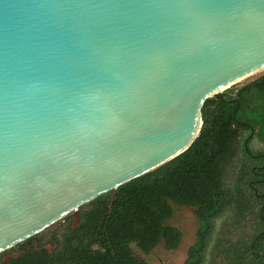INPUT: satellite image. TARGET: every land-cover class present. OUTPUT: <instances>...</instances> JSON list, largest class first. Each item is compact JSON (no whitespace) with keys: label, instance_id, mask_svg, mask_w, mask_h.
Masks as SVG:
<instances>
[{"label":"water","instance_id":"obj_1","mask_svg":"<svg viewBox=\"0 0 264 264\" xmlns=\"http://www.w3.org/2000/svg\"><path fill=\"white\" fill-rule=\"evenodd\" d=\"M262 70L264 0H0V254L183 154Z\"/></svg>","mask_w":264,"mask_h":264},{"label":"trees","instance_id":"obj_2","mask_svg":"<svg viewBox=\"0 0 264 264\" xmlns=\"http://www.w3.org/2000/svg\"><path fill=\"white\" fill-rule=\"evenodd\" d=\"M250 78L226 90L225 100H207L201 133L187 151L116 190L115 213L139 227L146 253L161 241L177 250L183 234L167 221L193 209L199 227L184 264H264V154L250 146L256 139L264 144V74ZM246 125L253 131L249 152Z\"/></svg>","mask_w":264,"mask_h":264},{"label":"flooded vegetation","instance_id":"obj_3","mask_svg":"<svg viewBox=\"0 0 264 264\" xmlns=\"http://www.w3.org/2000/svg\"><path fill=\"white\" fill-rule=\"evenodd\" d=\"M117 195L104 194L8 249L0 254V264H154L149 258L161 245L166 249L165 242L146 253L137 240L139 227L115 213Z\"/></svg>","mask_w":264,"mask_h":264},{"label":"rangeland","instance_id":"obj_4","mask_svg":"<svg viewBox=\"0 0 264 264\" xmlns=\"http://www.w3.org/2000/svg\"><path fill=\"white\" fill-rule=\"evenodd\" d=\"M263 74L264 70L251 76V78L249 77V81L258 78ZM244 82L245 80L238 83V86L243 85ZM250 146L253 151L264 154V144L257 139L256 141H252ZM225 220L226 218L217 223L219 230L225 225ZM168 225L178 228L183 234L179 248L174 252H169L165 249L164 245H161L155 250V252L152 254V257L149 259L154 264H184L189 248L196 242V234L199 223L197 217L195 216V211L193 209L180 210L176 213L174 218L168 222Z\"/></svg>","mask_w":264,"mask_h":264}]
</instances>
